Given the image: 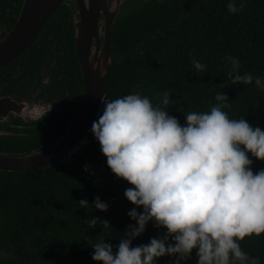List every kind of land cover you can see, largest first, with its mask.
<instances>
[{"label": "trees", "instance_id": "16d2710c", "mask_svg": "<svg viewBox=\"0 0 264 264\" xmlns=\"http://www.w3.org/2000/svg\"><path fill=\"white\" fill-rule=\"evenodd\" d=\"M21 1L14 0L10 6L13 15L3 18L9 24ZM227 3L228 0H126L110 29L111 63L104 97L113 100L138 92L157 104L167 91L171 103L166 111L183 125L185 117L178 109L184 113L209 111L217 103V92L224 91L230 104L224 111L230 118H244L264 130V91L257 89L254 82L232 85L226 60L227 56L238 58L242 74L249 72L264 78V0H244L243 11L236 14L227 11ZM35 40L29 50L39 40H49L53 45L45 51L56 59L55 65L63 68L66 76L72 77L76 100L81 76L70 10L65 3L53 10ZM35 51L29 56L34 58ZM193 57L206 66L203 73L192 67ZM222 82L228 86L219 88ZM75 103L71 102V106L76 108ZM103 108L102 102L95 121ZM69 114L70 111L65 116L54 113L42 120L44 136L54 140ZM87 140L80 154L69 160L61 158L27 170H0V264H97L92 259L91 246L105 239L115 251L125 229L135 223L127 214L135 206L124 195L131 185L117 179L108 168L91 128ZM250 158L254 172L264 169V162ZM97 196L109 205L107 212L92 206ZM82 199L88 201L87 208L78 203ZM93 217L107 219L111 226L97 224L91 228ZM163 231L149 222L146 231L133 240V246L147 244ZM240 246L264 264V234L245 238ZM175 259L164 256L157 264H172ZM196 262L193 250L191 258L181 264Z\"/></svg>", "mask_w": 264, "mask_h": 264}, {"label": "clouds", "instance_id": "9594fccd", "mask_svg": "<svg viewBox=\"0 0 264 264\" xmlns=\"http://www.w3.org/2000/svg\"><path fill=\"white\" fill-rule=\"evenodd\" d=\"M243 8L244 0H228L229 13ZM226 60L232 85L254 82L264 91V78L242 74L238 58ZM191 63L197 73L205 71L199 59L193 57ZM226 86L222 82L218 87ZM215 100L209 111L178 109L185 117L182 125L166 111L171 103L167 91L157 104L138 92L113 100L102 96L103 112L91 132L111 172L131 185L124 195L135 206L127 213L135 223L125 229L115 251L105 239L91 246L97 264H157L164 256L181 264L193 250L196 264H260L240 242L264 234V169L254 172L250 158L264 162V130L244 118H230L224 91ZM78 203L89 206L86 199ZM92 206L109 209L99 196ZM149 222L164 231L133 246ZM97 224L111 226L107 219H90L91 228Z\"/></svg>", "mask_w": 264, "mask_h": 264}, {"label": "water", "instance_id": "95a60500", "mask_svg": "<svg viewBox=\"0 0 264 264\" xmlns=\"http://www.w3.org/2000/svg\"><path fill=\"white\" fill-rule=\"evenodd\" d=\"M126 0H74V51L81 72V95L73 124L68 123L42 152L9 156L0 154V170H27L53 163L86 140L99 113L111 63L109 34ZM63 0H22L18 16L0 39V67L28 46ZM19 114L21 106L0 98V116Z\"/></svg>", "mask_w": 264, "mask_h": 264}, {"label": "flooded vegetation", "instance_id": "af4514ba", "mask_svg": "<svg viewBox=\"0 0 264 264\" xmlns=\"http://www.w3.org/2000/svg\"><path fill=\"white\" fill-rule=\"evenodd\" d=\"M73 1L63 0L62 3L69 7L72 30V16L76 14ZM12 4L14 0H0V39L10 30L18 16L20 7L14 14L11 24L3 19L13 15V10H10ZM38 34L32 42L36 41ZM35 44V48L29 50V45L26 46L14 59L0 67V98L9 99L21 106L19 114L8 111L4 116H0V154L2 155L17 156L42 152L56 140L68 123L70 126L73 124L77 114L82 79L78 100H74L72 77L66 76L64 69L55 65L56 59L51 57L50 52L45 51L53 45L49 44V40H39ZM34 49L36 51L32 58L29 53ZM71 102H76V108L71 106ZM69 111L70 116L61 130L55 133V139H51V136H44L42 120L54 113L65 116Z\"/></svg>", "mask_w": 264, "mask_h": 264}, {"label": "rangeland", "instance_id": "374dc122", "mask_svg": "<svg viewBox=\"0 0 264 264\" xmlns=\"http://www.w3.org/2000/svg\"><path fill=\"white\" fill-rule=\"evenodd\" d=\"M89 143V141L87 140H83V142L81 144H79L76 148H74L69 154H67L66 156H64L62 159L69 160L72 158V156L76 153L80 154L82 148H84L85 146H87Z\"/></svg>", "mask_w": 264, "mask_h": 264}]
</instances>
